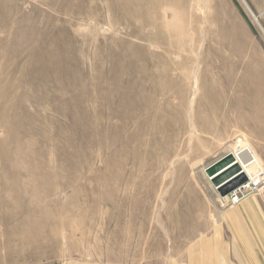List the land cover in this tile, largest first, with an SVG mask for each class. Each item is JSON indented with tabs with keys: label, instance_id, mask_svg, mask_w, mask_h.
I'll list each match as a JSON object with an SVG mask.
<instances>
[{
	"label": "rangeland",
	"instance_id": "obj_1",
	"mask_svg": "<svg viewBox=\"0 0 264 264\" xmlns=\"http://www.w3.org/2000/svg\"><path fill=\"white\" fill-rule=\"evenodd\" d=\"M229 153L260 166L239 204ZM191 261L264 264V0H0V264Z\"/></svg>",
	"mask_w": 264,
	"mask_h": 264
},
{
	"label": "bare ground",
	"instance_id": "obj_2",
	"mask_svg": "<svg viewBox=\"0 0 264 264\" xmlns=\"http://www.w3.org/2000/svg\"><path fill=\"white\" fill-rule=\"evenodd\" d=\"M238 82H239V80H238ZM236 84H237V82H236ZM236 89H238V88H236ZM223 90L226 93L227 89L223 88ZM221 92H222V89H221ZM194 106H195V104L193 102L188 101V97L186 95H181V98L178 101L173 102L171 100L170 103L163 105L157 113H155L154 115H152L149 118V122H150L149 131H150V133L152 135L156 136L159 140L163 141L162 146H167V148L165 150V157L166 158H168V159L171 158V156L177 150L172 144L174 142H178L180 140V136H181L182 132L185 131V129H186L185 125L187 123H189V117H190V123L195 125V122H194V117H196L195 111H196V109L201 108L202 102H199L198 104H196V108H194ZM187 113H189L190 115H187ZM171 125H173L175 128H179V129H177L175 131H170L169 135L167 136V132L164 130V126L168 127ZM194 153L200 155L201 151L196 149L194 151ZM232 156H233V161H232L230 166H232L234 164H237L239 166V171L237 172L236 175H238L240 173H244L247 176V178L250 180L252 177L254 178V176H257L258 173L260 172V166L258 163L250 162L247 166H242L233 154H232ZM250 176H251V178H250Z\"/></svg>",
	"mask_w": 264,
	"mask_h": 264
},
{
	"label": "water",
	"instance_id": "obj_3",
	"mask_svg": "<svg viewBox=\"0 0 264 264\" xmlns=\"http://www.w3.org/2000/svg\"><path fill=\"white\" fill-rule=\"evenodd\" d=\"M255 18L257 20L256 16ZM232 161L233 156L229 153L205 169L209 179L222 197L228 196L238 187L248 182V178L244 173L236 175L239 171V166L237 164L230 166Z\"/></svg>",
	"mask_w": 264,
	"mask_h": 264
},
{
	"label": "built area",
	"instance_id": "obj_4",
	"mask_svg": "<svg viewBox=\"0 0 264 264\" xmlns=\"http://www.w3.org/2000/svg\"><path fill=\"white\" fill-rule=\"evenodd\" d=\"M252 183L253 182H251V180L248 179L247 183L241 185L226 197L229 199V201L232 204H239L246 197L247 191L249 189H252L251 187Z\"/></svg>",
	"mask_w": 264,
	"mask_h": 264
},
{
	"label": "crops",
	"instance_id": "obj_5",
	"mask_svg": "<svg viewBox=\"0 0 264 264\" xmlns=\"http://www.w3.org/2000/svg\"><path fill=\"white\" fill-rule=\"evenodd\" d=\"M205 242H207L206 240H204V242L203 243H205ZM215 246V245H214ZM204 248H206L207 250H209V243H208V246L206 245V246H204ZM196 263H198V261H196ZM195 262H190V264H196Z\"/></svg>",
	"mask_w": 264,
	"mask_h": 264
}]
</instances>
